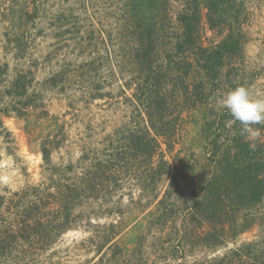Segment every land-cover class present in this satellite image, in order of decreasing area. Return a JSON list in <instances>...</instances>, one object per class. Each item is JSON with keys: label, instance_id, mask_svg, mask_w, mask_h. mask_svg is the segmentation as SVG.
<instances>
[{"label": "rangeland", "instance_id": "374dc122", "mask_svg": "<svg viewBox=\"0 0 264 264\" xmlns=\"http://www.w3.org/2000/svg\"><path fill=\"white\" fill-rule=\"evenodd\" d=\"M182 4L183 0H169L162 50L171 48L176 15ZM226 15L225 25L215 29L203 18L201 42L205 46L215 45L233 23L241 33V53L226 60L225 75L216 88L207 85L211 89L208 102L183 112L173 148L168 151L162 146L172 170L159 185V198L168 187L171 175L179 169L183 170L178 181L184 194L199 191L213 172L212 140L217 129L209 122L212 118L224 119L226 125L219 142L224 145L230 142L234 119L220 106L228 91L243 84L254 93H264V0H235ZM138 38L136 17L126 0H0V63L8 64L4 76L11 78L18 69H31L34 88L41 94L49 113L40 115L31 111L25 117L13 114L2 117L0 195L9 196L29 185L45 187L49 183L51 176L42 159L41 142L55 131L57 123L63 126L62 133H58L63 141L52 152L53 164L57 166L72 163L80 171L82 159L88 162L112 149L114 145L109 137L131 120L132 89L126 82L135 73L132 58ZM16 46L25 50L23 57L15 56ZM61 70L62 81L57 85L49 83L48 78ZM200 72V77L207 80L205 71ZM198 79L193 69L188 80L194 83ZM255 127L261 132L256 153L264 159V125ZM240 128L239 123L237 131ZM138 174L137 165H123L120 183L111 190L113 197L100 200L101 208L98 203L93 205L102 215L91 222L101 225L118 222L120 234L116 241L123 249L121 255L111 260V251L107 250L99 264H121L142 233L146 235L142 264L182 261L192 264L195 260L223 254L243 242L264 239V198L245 215L244 224L249 228L215 251L203 245L179 246L170 224L162 237L156 230L148 232V220L155 213L157 201L143 207L148 198H140ZM173 191L169 206L173 205L176 215H182L185 208L182 191L177 186ZM119 206L123 211L120 216L107 214L108 209ZM84 217L79 227L64 233L49 249L34 252L25 248L27 252L21 251L14 260H6L4 264H98L97 242L90 240V236L94 230L100 232L103 228L91 227ZM167 237L174 243H169Z\"/></svg>", "mask_w": 264, "mask_h": 264}, {"label": "trees", "instance_id": "16d2710c", "mask_svg": "<svg viewBox=\"0 0 264 264\" xmlns=\"http://www.w3.org/2000/svg\"><path fill=\"white\" fill-rule=\"evenodd\" d=\"M126 1L135 14L139 31L132 58L135 73L126 82L132 89L131 120L109 137L114 145L112 149L88 162L82 159L80 171L72 163L53 164L52 152L63 141V136L58 134L62 133L63 126L57 123L55 131L41 142L42 159L51 176L49 183L45 187L29 185L9 196L0 195V264L14 260L15 255L27 249L34 252L49 249L64 233L79 227L84 216L91 227L103 228L100 232L94 230L90 236V240L97 242L98 264L107 250L111 251L109 260L121 255L123 249L116 241L120 234L118 222L101 225L91 220L102 215L93 205L98 203L101 208L100 200L113 197L111 190L120 183L123 165H137L140 198H148L143 207L157 201L147 231L156 230L162 237L170 224L179 246L203 245L212 251L225 246L228 240L249 228L244 224V217L264 198V159L257 156L256 149H250L237 131L238 121L232 124L230 142L226 145L219 142L226 125L221 117L209 122L217 129L212 140L213 172L199 191L184 194L178 181L183 170L179 169L171 175L162 197L158 195L160 183L172 170L162 146L168 151L173 148L183 112L208 102L211 89L225 75L226 60L241 53V33L233 23L215 45L205 46L201 42L203 18L211 29L224 26L235 0H183L169 50L161 48L169 19V0ZM16 47L15 56L23 57L25 50ZM193 69L199 79L191 83L188 78ZM200 70L205 71L207 80L200 77ZM7 71L8 64L0 63V128H4L3 116L25 117L31 111L48 115L41 94L34 88L32 70L18 69L11 78L4 76ZM63 76L61 70L48 81L57 85ZM208 84L211 89L207 88ZM174 186L182 191L185 202L182 215H176L173 205L169 206ZM116 209H108L107 214L120 216L121 206ZM168 237V242L174 243ZM145 238V233L137 238L131 254L121 264H142ZM192 264H264V239L243 242L223 254L195 260Z\"/></svg>", "mask_w": 264, "mask_h": 264}, {"label": "clouds", "instance_id": "9594fccd", "mask_svg": "<svg viewBox=\"0 0 264 264\" xmlns=\"http://www.w3.org/2000/svg\"><path fill=\"white\" fill-rule=\"evenodd\" d=\"M220 106L226 108L235 121L241 125L240 135L249 143L253 151L260 140V129L264 125V93H254L246 85H238L228 91L220 101Z\"/></svg>", "mask_w": 264, "mask_h": 264}]
</instances>
